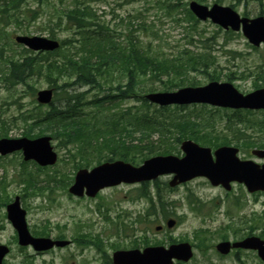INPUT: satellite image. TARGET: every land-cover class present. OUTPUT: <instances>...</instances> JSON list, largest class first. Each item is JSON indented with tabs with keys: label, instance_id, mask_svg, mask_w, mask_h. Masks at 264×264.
Returning a JSON list of instances; mask_svg holds the SVG:
<instances>
[{
	"label": "rangeland",
	"instance_id": "obj_1",
	"mask_svg": "<svg viewBox=\"0 0 264 264\" xmlns=\"http://www.w3.org/2000/svg\"><path fill=\"white\" fill-rule=\"evenodd\" d=\"M190 1H198L208 7L214 3L232 5L234 10L246 17L264 15V0H132L130 3L103 0L94 3V7L100 20L117 33L127 34L129 29L137 28L136 24L144 21L161 39L142 29H136L133 34L143 44L149 43L154 50L170 56H175L184 48L190 50V55L206 53L213 63L196 65V70L180 75L184 85L194 83V86H200L216 80L232 83L243 94L264 87V45L255 47L240 31L224 30L208 19L187 22L184 8H188ZM46 8L52 10L50 6ZM40 18L26 30L25 27L16 28L14 34L48 37V27L41 24ZM7 30L9 32L10 28ZM55 30L59 39L71 36L69 31ZM4 37L0 36V48L4 55L15 58L24 55L23 46L13 40L7 44ZM120 40H124L123 35ZM171 77L173 74H162L159 79L141 82L135 90L126 94L125 99H117L114 108H106L110 105L106 102L107 98L117 94L110 91L116 85L114 78H110L111 82L96 80L88 85H80L73 78L68 81L61 79L57 84L62 88L55 89L53 102L61 108L65 104L67 90L80 94L78 104L85 111L97 113V124L110 121L115 114L128 122L126 119H130V113L137 108H148L150 112L154 108H162L152 103L142 105L141 95L147 91L165 90ZM29 83L35 92L51 87L40 75L31 78ZM3 84L0 79V130H5L7 137H21L23 132L31 131L32 124V120L24 121L21 117L37 116L41 119L49 107L38 105L35 92L32 95L26 86L4 87ZM97 99L103 101L104 109L101 111L92 103ZM165 108H171L172 115L181 113L203 120V130L217 133L232 145L237 143L240 159H250L258 164L264 161L251 153L253 145L244 144L245 141L264 142V110L237 114L232 109L209 104H190L182 110L176 109V105ZM34 133L28 137H34ZM44 135L49 136L48 133ZM152 140L157 142V134L152 136ZM51 145L58 158L49 166L24 161L19 151L0 155V243L10 248L5 264H111V255L118 249L167 247L183 241L194 245L193 257L188 262L175 261L173 264H264L252 250H232L227 255H221L215 249V244L221 240L233 241L246 235L264 237V191L249 193L243 184L236 182H232L231 189L226 191L220 185H211L204 177L169 187L172 175L167 174L146 184L122 183L107 187L92 198L76 197L68 192L75 172L79 168L90 169L105 160H81L76 153V145L66 146L60 137L51 139ZM179 145H174L171 154L183 155ZM79 163L82 166H78ZM236 169L234 166L231 171ZM28 178H32L39 188L29 186L26 190L24 180ZM156 191L163 209L157 201L150 204L149 196L155 199ZM15 196L19 197L20 205L26 212L31 234L68 239L71 244L44 252L20 246L16 230L6 217V204ZM167 218L175 219L176 224L167 228ZM157 226L162 228L157 230ZM81 235L99 242L78 244L76 238Z\"/></svg>",
	"mask_w": 264,
	"mask_h": 264
},
{
	"label": "trees",
	"instance_id": "obj_2",
	"mask_svg": "<svg viewBox=\"0 0 264 264\" xmlns=\"http://www.w3.org/2000/svg\"><path fill=\"white\" fill-rule=\"evenodd\" d=\"M102 1L0 0V36H5L7 44L12 43L10 35L16 32V28L25 27L26 30L28 26L37 22L38 17L42 19L41 24L48 27L49 36L60 41L59 48L54 51L33 52L23 48L24 55L18 58L4 55L0 48L2 58L0 79L4 82V87L26 86L33 95L35 88L29 80L36 75L44 76L54 90L62 88L57 84L61 79L68 81L73 78L80 85H88L96 80L111 82L110 78H114L116 85L111 87L110 91L117 94L106 101L110 104L106 108H114L117 99H125L126 94L135 90V86L143 81L159 79L162 74L165 76L173 74L166 87L171 89L183 85V78L180 75L196 70V65L205 66L207 63H213L206 53L190 55V50L184 48L175 56H170L160 50H154L149 43L143 44L133 32L142 29L151 33L153 29L144 21L137 23V28L129 29L127 34L109 29L105 22L100 20L94 7V3ZM123 1L130 3L132 0ZM47 6L52 10L46 8ZM184 13L187 22H197L188 8H184ZM5 26L6 30L3 31ZM7 28H10L9 32ZM57 28L71 32V36L57 38L55 30ZM152 34L161 39L157 32ZM122 35L123 41L120 40ZM65 91L67 92L65 104L58 108L52 102L41 119L37 116L23 117L21 114L24 121L32 120L31 131L23 132V136H29L32 132H36L34 136L48 133L52 138L60 137L66 146L75 144L76 153L81 160L122 159L132 164L140 163L152 155L171 153L174 145L185 138L214 148L231 143L215 132L203 130V120L193 119L181 113L172 115L171 108H154L151 112L148 108H137L130 113V119H126L128 122L122 121L114 113L110 121L97 124V113L87 112L78 104L80 94ZM141 100L142 105L149 106L143 96ZM92 103L99 111L104 109L102 100L97 99ZM176 107L180 110L183 108ZM242 111L250 112L248 110L234 112L241 114ZM3 123L5 124L4 120ZM155 134L158 136L156 143L152 140ZM4 136H7L6 131L0 130V137ZM244 144L264 147V142L245 141ZM78 166L82 164L79 163ZM24 182L26 190L29 186L39 188L32 178ZM155 193L157 195L155 199L149 196L150 204L153 205L157 201V205L163 209L158 191ZM84 236L76 238V242L78 244L99 242L95 238L91 240Z\"/></svg>",
	"mask_w": 264,
	"mask_h": 264
},
{
	"label": "water",
	"instance_id": "obj_3",
	"mask_svg": "<svg viewBox=\"0 0 264 264\" xmlns=\"http://www.w3.org/2000/svg\"><path fill=\"white\" fill-rule=\"evenodd\" d=\"M190 11L200 20L209 18L225 30H242L248 41L258 46L264 43V15L248 18L241 17L229 6L213 4L208 7L196 1L189 3ZM16 43L32 51H53L59 47V41L44 36L15 35ZM53 90L50 88L38 90L36 100L48 104L52 100ZM145 98L160 106L171 104L208 103L214 106L233 109H264V88H258L247 94L237 91L231 83L210 81L203 86L183 87L176 91L151 92ZM180 148L184 155H156L143 160L134 166L122 160L107 161L98 164L90 170H77L69 192L76 196L84 194L90 197L109 186L122 182L138 183L151 181L164 174H172L168 185L174 187L195 177H206L212 185H221L226 190L231 188V182L245 185L249 192L264 191V163L257 164L252 160H240L238 148L220 146L213 152L209 147L198 145L192 140H183ZM22 149L24 160L33 159L42 166L52 165L57 154L50 145V137L42 136L35 139L0 138V154L5 155ZM252 154L264 159V149H253ZM236 166V170L232 168ZM7 218L15 228L18 243L21 246H31L35 251H45L53 247H63L67 240H54L50 237H35L30 234L25 221V210L20 207L19 198L6 206ZM175 221L168 219L167 227H172ZM159 229V227L157 228ZM253 249L264 261V240L257 236H248L240 241H222L216 245L221 253H228L230 248ZM9 252L6 245L0 244V264ZM192 256V247L187 242L138 249L117 250L112 254V264H171L173 259L188 261Z\"/></svg>",
	"mask_w": 264,
	"mask_h": 264
},
{
	"label": "bare ground",
	"instance_id": "obj_4",
	"mask_svg": "<svg viewBox=\"0 0 264 264\" xmlns=\"http://www.w3.org/2000/svg\"><path fill=\"white\" fill-rule=\"evenodd\" d=\"M10 203H12V201H11V202H9L8 204H10Z\"/></svg>",
	"mask_w": 264,
	"mask_h": 264
}]
</instances>
